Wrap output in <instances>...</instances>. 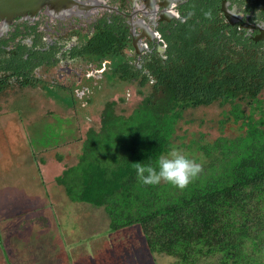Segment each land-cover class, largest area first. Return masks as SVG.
Returning <instances> with one entry per match:
<instances>
[{
	"label": "trees",
	"instance_id": "obj_1",
	"mask_svg": "<svg viewBox=\"0 0 264 264\" xmlns=\"http://www.w3.org/2000/svg\"><path fill=\"white\" fill-rule=\"evenodd\" d=\"M193 47H182L146 93L137 90L140 101L128 115L115 110L124 98L101 99L98 127L84 142H103L92 150L81 145L76 162L54 178L70 203L100 211L107 224L61 252L68 264L108 257L124 264L122 255L130 264H264V66L253 54L228 59ZM129 78L115 70L113 88ZM213 105L219 134L196 136L184 113ZM227 124L234 128L229 134ZM101 143L107 147L98 152ZM170 147L201 164L197 176L182 189L139 182L136 163L155 167ZM2 252L0 264H16Z\"/></svg>",
	"mask_w": 264,
	"mask_h": 264
},
{
	"label": "flooded vegetation",
	"instance_id": "obj_2",
	"mask_svg": "<svg viewBox=\"0 0 264 264\" xmlns=\"http://www.w3.org/2000/svg\"><path fill=\"white\" fill-rule=\"evenodd\" d=\"M189 46L228 59L253 54L264 66V0H42L0 15V99L30 92L101 112L115 70L130 76L123 88L146 93ZM259 99L264 106V88Z\"/></svg>",
	"mask_w": 264,
	"mask_h": 264
},
{
	"label": "rangeland",
	"instance_id": "obj_3",
	"mask_svg": "<svg viewBox=\"0 0 264 264\" xmlns=\"http://www.w3.org/2000/svg\"><path fill=\"white\" fill-rule=\"evenodd\" d=\"M100 97L114 101L124 98L115 110L126 115L140 101L129 86L115 85L113 91L101 93ZM99 113L95 107L81 108L79 104L70 109L54 107L30 92H11L0 99L1 257L5 258L2 251L7 249L16 264H68L61 252L77 245L75 242L84 235L96 237V231L106 228V221L101 223L100 211L70 203L62 189L54 185V178L64 166L76 162L81 145L92 150L96 142H103L96 137L84 142L86 131L98 127ZM219 114L220 109L215 105L184 113L185 120L193 121L189 126L191 132L195 135L204 132L211 138L219 134L216 122ZM74 118L81 124L78 129L70 123ZM232 128L227 124L224 132L229 134ZM106 144L101 143L98 152L106 150ZM58 155L62 157L60 161ZM124 257L120 256V260L130 264L131 257ZM79 259L73 260V264H79ZM104 259L102 264L114 261L108 262L109 257Z\"/></svg>",
	"mask_w": 264,
	"mask_h": 264
},
{
	"label": "clouds",
	"instance_id": "obj_4",
	"mask_svg": "<svg viewBox=\"0 0 264 264\" xmlns=\"http://www.w3.org/2000/svg\"><path fill=\"white\" fill-rule=\"evenodd\" d=\"M200 169V163L176 147H170L166 153L160 154L155 161V167L139 162L135 165L139 182L157 184L164 181L181 189L197 176Z\"/></svg>",
	"mask_w": 264,
	"mask_h": 264
},
{
	"label": "water",
	"instance_id": "obj_5",
	"mask_svg": "<svg viewBox=\"0 0 264 264\" xmlns=\"http://www.w3.org/2000/svg\"><path fill=\"white\" fill-rule=\"evenodd\" d=\"M41 3L42 0H0V15L9 16L26 12Z\"/></svg>",
	"mask_w": 264,
	"mask_h": 264
},
{
	"label": "crops",
	"instance_id": "obj_6",
	"mask_svg": "<svg viewBox=\"0 0 264 264\" xmlns=\"http://www.w3.org/2000/svg\"><path fill=\"white\" fill-rule=\"evenodd\" d=\"M41 162H42V161H41ZM64 168H65V166H64ZM64 168H63V169H64ZM62 171H63V170H62ZM62 171H60L59 175L61 174ZM59 175H57V176H59ZM57 176H56V177H57ZM54 185H55V183H54ZM55 186H56V185H55ZM56 187H58V186H56ZM58 188H61V187H58ZM61 189H62V188H61ZM62 191H63V189H62ZM63 194H64V193H63Z\"/></svg>",
	"mask_w": 264,
	"mask_h": 264
}]
</instances>
